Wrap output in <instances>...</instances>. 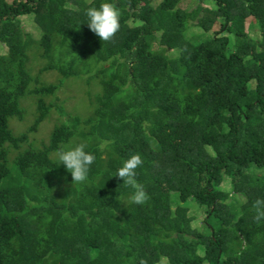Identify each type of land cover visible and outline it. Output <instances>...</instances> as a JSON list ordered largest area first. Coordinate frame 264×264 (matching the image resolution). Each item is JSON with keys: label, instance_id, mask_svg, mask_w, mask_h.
Returning a JSON list of instances; mask_svg holds the SVG:
<instances>
[{"label": "trees", "instance_id": "trees-1", "mask_svg": "<svg viewBox=\"0 0 264 264\" xmlns=\"http://www.w3.org/2000/svg\"><path fill=\"white\" fill-rule=\"evenodd\" d=\"M184 1L0 0V264H264L252 208L264 199V0ZM105 2L121 28L103 43L85 13ZM22 15L41 30L34 42L20 40ZM69 78L87 87L85 112L58 101ZM81 143L96 160L73 183L56 152ZM134 154L145 205L114 176Z\"/></svg>", "mask_w": 264, "mask_h": 264}, {"label": "clouds", "instance_id": "clouds-1", "mask_svg": "<svg viewBox=\"0 0 264 264\" xmlns=\"http://www.w3.org/2000/svg\"><path fill=\"white\" fill-rule=\"evenodd\" d=\"M85 15L88 18L86 23L89 30L94 33L103 43L111 42L120 31L121 11L113 3L105 2L97 7L86 9ZM79 30V28H77ZM105 144L101 145L103 148ZM86 145L81 143L75 147L67 149L60 148L56 152L59 164L63 165L67 172L71 174L73 183H84L89 178L91 165L94 164L96 157L94 154L85 151ZM143 160L139 154L130 156L123 162V165L117 169L115 177L123 181L126 187L133 189L130 196V202L136 205H145L150 200L143 184L136 179L137 168L142 166ZM252 208L255 212L254 222L259 225L264 221V199H256ZM140 264H146L144 260Z\"/></svg>", "mask_w": 264, "mask_h": 264}, {"label": "rangeland", "instance_id": "rangeland-1", "mask_svg": "<svg viewBox=\"0 0 264 264\" xmlns=\"http://www.w3.org/2000/svg\"><path fill=\"white\" fill-rule=\"evenodd\" d=\"M197 3H201L202 5H205L208 7H213V8L215 7L213 0H186V1L182 2L180 5L184 9H191V8L195 7ZM18 24H19L20 40L25 39V40H28L30 42H34L35 40H37L40 37L41 30L26 15H22L19 17ZM245 29L251 38V41L249 42V50L251 53H254V52L259 50L257 42L260 39V34H259V30H258L256 20L253 17H247L246 18ZM199 34H201V31H199L197 29H193V28H190L186 32L187 37H191L193 35H199ZM5 52L6 51L3 47V45L0 43V61H1V66H2L3 70L8 65L9 59H10L8 54H6ZM43 78L47 82H55L57 79V73L55 71L45 72L43 74ZM64 84L65 85H63L58 91V96L60 98L58 101L65 98L63 105L65 106L66 110H69V112H71V110L73 108L81 109L82 112L83 111L85 112L84 108H86V107L84 106V104H82V100H83V96H84V93H85L87 87H86L84 81L82 79L81 80L80 79L75 80L74 78H69L65 81ZM96 90H97V88H94L93 92H95ZM26 103H28V102H26ZM56 115H57V113L53 112L51 114L50 118L46 122L41 124L38 132L36 133L38 135V137H46V135L48 134L49 130L52 127V124L55 120ZM23 123L24 122L15 120L13 122V125L15 127L19 126L20 128H23V125H24ZM221 188L224 190V192L227 193L229 200L234 204V208L238 209L237 206L243 199L242 195L235 194V193L231 192L230 185H228V183H223L221 185ZM172 199L174 200L173 195L170 196V200H172ZM189 214L194 219L193 224H195V226L199 225L201 222V219H202V213H200V211H197L194 208H191V210L189 211Z\"/></svg>", "mask_w": 264, "mask_h": 264}]
</instances>
